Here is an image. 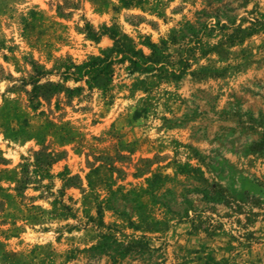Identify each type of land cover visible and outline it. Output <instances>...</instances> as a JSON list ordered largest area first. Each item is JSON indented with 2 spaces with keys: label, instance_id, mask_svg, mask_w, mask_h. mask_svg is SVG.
Returning <instances> with one entry per match:
<instances>
[{
  "label": "rangeland",
  "instance_id": "374dc122",
  "mask_svg": "<svg viewBox=\"0 0 264 264\" xmlns=\"http://www.w3.org/2000/svg\"><path fill=\"white\" fill-rule=\"evenodd\" d=\"M0 264H264V0H0Z\"/></svg>",
  "mask_w": 264,
  "mask_h": 264
}]
</instances>
